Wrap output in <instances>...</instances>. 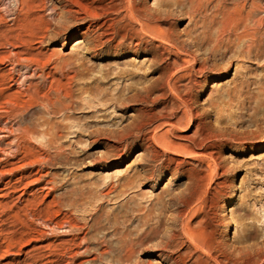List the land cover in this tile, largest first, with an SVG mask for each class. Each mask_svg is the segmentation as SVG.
Instances as JSON below:
<instances>
[{"label":"bare ground","instance_id":"6f19581e","mask_svg":"<svg viewBox=\"0 0 264 264\" xmlns=\"http://www.w3.org/2000/svg\"><path fill=\"white\" fill-rule=\"evenodd\" d=\"M181 4H190L195 9L191 15L194 27L187 33V40H181L174 30L176 9L146 8L140 5V0H13L11 24L0 25V42L14 50L5 58L13 68L0 79V98L6 99L0 104V145L6 146L0 147V154L10 152L0 163L9 165L16 159L23 163L21 170L24 171L20 172L24 173L38 167L36 174L30 172L25 176L29 178L52 166L65 170L62 166L66 163L78 162L75 151L66 149L65 138L68 134L81 136L83 128L71 118L83 105L91 107L94 99H83L82 105L75 97L76 85L54 86L55 79L50 81L54 73L47 72L50 61H43L44 53L39 51L45 49L48 41L66 44L75 36H81L84 41L79 43H86L88 50L96 55L150 56V69L141 76L143 81L138 85H124L110 98L115 107H124V110L131 109L133 104L140 105L137 114L118 131L105 130L100 134L97 130L90 131V135H105L107 139L114 138L118 144L131 138L138 139L152 157L167 156L169 162L176 164L182 163L181 154H196L202 164L205 162L202 156L214 157L215 152L207 141L219 134L195 123V86H200L201 80L209 79L210 72L221 69L219 61L231 63L237 55L255 59L264 55V0H222L217 13L210 15L202 13L200 0H181ZM36 44L40 47L36 48ZM202 51L204 53L200 54ZM17 66L26 72L16 73ZM195 73L201 79L195 78ZM114 75L112 78L107 75V82L112 79L127 81L135 74L121 69ZM16 76L23 77L20 90L8 94L14 85L10 82L19 81ZM184 80L188 83H183ZM163 100L171 104L158 113L155 109ZM146 126L151 129L146 131ZM75 127L77 129L72 130ZM194 127L196 131L189 134ZM1 133L8 134L1 136ZM36 136L42 138L38 143L34 142ZM11 138L14 140L7 142ZM6 175H15V172H0V186ZM48 176L43 175L34 182L50 187H41L31 197L19 200L23 206L14 204L11 208L18 222L13 227L12 237L6 241L7 252L31 234L42 235L39 228L48 229L54 236L61 233L62 238L59 243L47 244L45 249L26 253L17 264H76L80 258L94 254L91 245L98 247L97 257L101 259L114 254L118 263L142 264L139 261L133 263V254L146 239L160 234L163 227L165 236L157 246L165 252L173 250L168 256L172 264H189L194 258L195 264H264V241L230 249L218 237L206 233L202 225L197 229L191 227V221H186L188 208L193 204L191 201H170L168 208L178 205L176 210L183 223L178 225L175 220L168 231L162 222L148 218V214L131 218L125 213L122 216L107 214L105 203L113 198H123L130 183L116 185L110 182L103 187L91 184L66 189L63 174L47 181ZM4 184L6 188L14 189L10 181ZM31 186L32 182L24 188L23 197ZM44 190H48L46 196L42 195ZM17 191H12L8 198ZM56 192L59 193L48 201ZM92 202L95 204L93 209L80 211L81 219L74 217L75 208ZM131 221H138L133 230H130ZM138 231L141 233L133 237ZM109 234L114 238L109 239ZM14 236H18L19 241L13 239ZM83 247L84 252L77 251ZM176 248L179 249L175 253Z\"/></svg>","mask_w":264,"mask_h":264},{"label":"rangeland","instance_id":"374dc122","mask_svg":"<svg viewBox=\"0 0 264 264\" xmlns=\"http://www.w3.org/2000/svg\"><path fill=\"white\" fill-rule=\"evenodd\" d=\"M221 1L200 0L202 13L206 12L209 15L217 13ZM171 2L172 5H168ZM52 3L59 5L57 1ZM179 3L178 0H140V5L146 8L176 9L174 30L181 40H187V33L194 27L191 15L195 9L191 8L190 4L183 6L181 0ZM13 12V0H0V25L11 24L14 17ZM48 13L49 10L46 14ZM80 41H84L81 40V36L71 38L66 44L48 41L47 46L44 45L45 49H39L44 53L43 61H50V68L47 72L52 71L55 74L50 79V81L55 79L54 86L76 85L74 87L75 97L77 101L82 102V105L85 103L83 99H94L91 107L83 105L75 110V116L71 118V121L79 123L78 125L83 128L81 136L77 138L74 134H68V138H65L66 149L75 151L79 158L78 162L76 164L66 163L62 166L65 170H58V166H52L29 178L25 176L30 172L36 174L38 167L24 173L20 172L24 171L21 170L23 163H18L16 159L12 160L9 165L0 163V172L6 174L15 172V175H6L1 179V182L3 181L0 186L1 264H17L24 259L26 253L33 249H45L47 244L59 243L62 238L61 233L54 236L49 233L48 229L39 228L37 225L43 232L42 235L31 234L22 242L19 241L18 236H14L13 239L18 238L19 241L17 247L7 252L6 241L12 237L11 232L18 222V219L13 217L14 212L11 208L14 204L23 206L21 201L31 197L41 187H50L46 184H35L34 181L43 175H49L47 178L49 181L54 179V176L63 174L66 189L91 184L94 187H103L104 184L110 182L116 185L130 183L128 185L130 188L123 198H113L105 203L104 209L108 215L122 216L125 213L131 218L135 215L139 217V215L148 214V218L153 219V222H162L170 231L175 220L178 225L183 223V219L178 216L176 210L178 205L173 209L168 208L170 201L173 200L174 203L176 200L178 202L191 201L193 204L188 208L190 210L186 221L190 220L191 227L196 229L202 225L206 233L218 237L227 248L254 246L263 242L264 55L258 59L237 55L231 63L227 60L219 61L221 69L217 72H210L209 79L201 80V85L195 86L193 106L196 116L194 121L205 126L209 131L215 130L219 134L207 141L215 152V156H202L205 159L202 164L199 161L201 158L196 154H181L180 157L171 155V157H179L182 162L176 164L169 162L166 159L167 156L152 157L138 139L131 138L118 144L114 138L107 139L105 135H90V131L99 130L100 134L105 130L118 131L129 124L131 118L137 114L140 105H129L132 108L125 110L124 107L117 108L110 100L111 94L129 83L138 85L142 82L141 76L149 72L151 63L150 56L142 54L96 55L88 50L89 46L86 43H79ZM0 43V62L5 61V63H0L1 79L2 75H7L13 68V65L9 64L5 58L14 50L6 46L3 41ZM35 47L38 48L40 45L36 44ZM199 53L203 54L204 51ZM121 69L133 72L134 77L127 81L112 79L107 82V75L112 78ZM18 71L22 74L26 72L22 67L17 66L16 73ZM63 74H66V77H63ZM198 75L195 73V78L201 79ZM16 79H19L18 83L10 82V85H14L8 94L20 90L19 83L23 77L16 76ZM183 83H188V80H184ZM5 101V98H0L1 105ZM170 104L169 101L163 100L155 111L159 113ZM76 129L75 127L72 130ZM148 129L151 128L146 126V131ZM196 129L194 127L189 134H193ZM1 134L3 136L8 133ZM13 140L11 138L7 142ZM41 140L42 138L36 136L34 142L38 143ZM0 147L6 146L0 145ZM7 154L10 152H1V162L7 158ZM167 155L170 156V154ZM212 176H214L213 179H211ZM9 181L14 189L6 188L4 183ZM30 182L32 186L27 189V195L23 197V190ZM15 190L19 191L8 198ZM47 192L48 190H44L42 195L46 196ZM59 192L51 195L48 201ZM94 205L92 202L78 206L73 211L74 217L81 219L80 211H89L88 208L93 209ZM20 219L24 220L22 216ZM35 223L38 224L39 221ZM129 224H131L130 230H133L137 227L138 221H131ZM18 227L23 229L19 224ZM161 231L160 234H154L150 239H146L143 246L137 247L132 256L133 263L139 261L142 264H172L169 257L173 250L165 252L157 246L161 244L165 236L164 227ZM106 232L108 233V230ZM140 233V231L134 233L133 237ZM108 238L112 239L114 236L109 234ZM80 242L83 241L80 240ZM97 248L91 245L90 250L94 254L91 257L80 258L76 264H121L115 260L114 254L104 256L102 259L97 257ZM178 249H174V252L176 253ZM84 250L83 247L77 251L82 253ZM194 260L195 258L191 259L189 264H195Z\"/></svg>","mask_w":264,"mask_h":264}]
</instances>
